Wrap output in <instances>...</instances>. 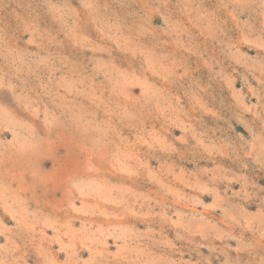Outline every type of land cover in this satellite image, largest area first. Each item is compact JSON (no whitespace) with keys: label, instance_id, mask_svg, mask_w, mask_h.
<instances>
[{"label":"rangeland","instance_id":"obj_1","mask_svg":"<svg viewBox=\"0 0 264 264\" xmlns=\"http://www.w3.org/2000/svg\"><path fill=\"white\" fill-rule=\"evenodd\" d=\"M0 264H264V0H0Z\"/></svg>","mask_w":264,"mask_h":264}]
</instances>
